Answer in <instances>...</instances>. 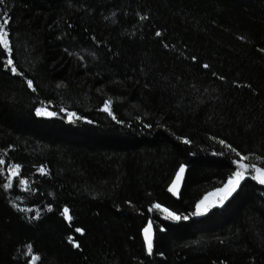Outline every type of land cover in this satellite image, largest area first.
<instances>
[{"label": "trees", "instance_id": "obj_1", "mask_svg": "<svg viewBox=\"0 0 264 264\" xmlns=\"http://www.w3.org/2000/svg\"><path fill=\"white\" fill-rule=\"evenodd\" d=\"M5 21L0 264H264V0H0Z\"/></svg>", "mask_w": 264, "mask_h": 264}, {"label": "snow or ice", "instance_id": "obj_2", "mask_svg": "<svg viewBox=\"0 0 264 264\" xmlns=\"http://www.w3.org/2000/svg\"><path fill=\"white\" fill-rule=\"evenodd\" d=\"M6 23L7 21H5L4 23L0 24V29L4 28L6 26ZM157 35H160V33H157ZM0 45L3 46L4 49H8V51L10 52L11 49H10V46H9V40H8V33L7 31H4V32H0ZM7 64L9 66H12L13 65V61L11 59H9L7 61ZM204 67H208L207 65H204ZM11 71L13 73H16V68L14 66L11 67ZM28 85L29 87L32 86V82L31 81H28ZM104 110L105 111H110V103H106L105 104V107H104ZM37 115L39 116H53L55 115V113H52V112H48L46 109L44 108H41V109H37V112H36ZM72 115L74 116L75 113H72ZM188 141H185V143H187ZM221 143H223V141H221ZM233 151H235L233 149ZM241 159H247V157H241ZM0 163H3V161H0ZM241 167H246V165H243L241 164ZM253 168H255V165H253ZM41 171H43V169H41ZM255 171L259 173L258 176H254L253 179H257L259 181V183L261 184H264V169H261V168H255ZM184 172V168L181 167L180 170H179V173L177 174V181L180 180L181 178V174ZM243 178V173L242 172H236L235 175L232 177V179H230L228 181V185H230L231 187L230 188H227V191H228V194H231V191H234L235 190V187L239 184V180ZM23 183H27V181H24ZM6 187H11V184H8L6 185ZM178 185L176 183L173 184L172 188H170V191H176ZM223 191V190H222ZM203 204V201L201 202ZM157 208H159L160 206L159 205H156ZM205 211L207 209H204ZM68 209L65 208L64 209V212L63 214L70 220L71 219V216L68 215ZM165 211H167L165 209ZM196 215H199V214H202L201 213V206L200 205H197V211L196 213H194ZM169 217L171 219H174V220H180L181 217L180 216H177L175 215L174 213H169ZM183 219H188L187 216L183 217ZM151 228V224H149V228H146L145 229V239L147 241V250L149 253H151L152 251V241H151V236L149 235V230ZM78 232L82 231L81 229H77ZM76 247H79L78 244L75 245ZM29 248V251L31 250V246L29 245L28 246Z\"/></svg>", "mask_w": 264, "mask_h": 264}, {"label": "rangeland", "instance_id": "obj_3", "mask_svg": "<svg viewBox=\"0 0 264 264\" xmlns=\"http://www.w3.org/2000/svg\"><path fill=\"white\" fill-rule=\"evenodd\" d=\"M220 190H222V189H220ZM220 190L219 189H216V194H214L211 191V192H208L209 195H207V193H206V194H203L202 196H200V198L198 199V202L196 203V205H194V212H193V214L196 213V211H197V205H200L201 206V213L205 212L204 209H208V208H210L213 205H219L220 204L219 201L224 198L223 193L221 194L220 193ZM214 195H216V198H218V199H213ZM202 201H203V204L201 203ZM159 206L160 207L158 209L161 210V211H159L160 212L159 218H161L163 220H165V219L170 220L171 218L169 217V213H174L175 215L179 216L178 213L172 211L170 208H168V207H166L164 205H159ZM165 209L167 211H165ZM194 215L196 216V214H194ZM172 220H174V219H172ZM152 221L154 222L153 223V226H154V234H155L156 225H155L154 219ZM160 228H163V227L161 226Z\"/></svg>", "mask_w": 264, "mask_h": 264}, {"label": "water", "instance_id": "obj_4", "mask_svg": "<svg viewBox=\"0 0 264 264\" xmlns=\"http://www.w3.org/2000/svg\"><path fill=\"white\" fill-rule=\"evenodd\" d=\"M183 167L184 168V172L181 174V178L179 181H177V174L179 173V170L180 168ZM188 166L186 164H181L175 171L169 185H168V190L169 192L171 193V195L175 198H178L180 193H181V190L183 188V185H184V181H185V177H186V170H187ZM176 183L178 185L176 191H170V188H172L173 184ZM207 195H209V193H207ZM220 204H223L224 203V199H221L219 201ZM149 224H151V228L149 230V235L151 236V240L153 239L154 237V226H153V221H152V218H148L147 220V223L146 225L142 228V237L144 238V240L146 241L145 239V229L146 228H149Z\"/></svg>", "mask_w": 264, "mask_h": 264}]
</instances>
